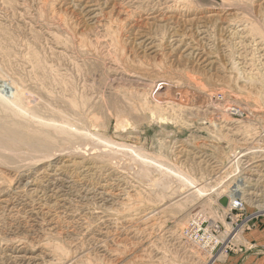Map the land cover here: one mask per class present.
I'll return each mask as SVG.
<instances>
[{"label":"rangeland","instance_id":"obj_1","mask_svg":"<svg viewBox=\"0 0 264 264\" xmlns=\"http://www.w3.org/2000/svg\"><path fill=\"white\" fill-rule=\"evenodd\" d=\"M221 1L0 0L5 95L207 185L182 208L178 180L157 200L162 176L129 155L16 119L0 130V264H264V0Z\"/></svg>","mask_w":264,"mask_h":264},{"label":"bare ground","instance_id":"obj_2","mask_svg":"<svg viewBox=\"0 0 264 264\" xmlns=\"http://www.w3.org/2000/svg\"><path fill=\"white\" fill-rule=\"evenodd\" d=\"M224 3L226 0H222ZM221 1V2H222ZM221 18V17H220ZM197 57V56H196ZM199 58V57H198ZM2 83V82H1ZM5 83V82H4ZM7 84V82H6ZM6 84H3L6 86L7 89H9L11 91L10 95L7 96L4 94V90H0V130H5V126L9 125V124H14V123H17V124H20L21 127L23 128L24 132L27 131V132H31L30 134H39V135H42L43 137L45 138H52L53 136H59L61 137L64 141L66 142H77V141H81V140H85V139H91V140H94V142L98 143L99 145H95V146H99L100 149L102 148L103 149V153L102 155L105 156V157H108L109 160L113 161V163L116 165V160L117 158L119 160L120 159V156H127L129 155L130 158L132 160H135L137 163L139 164H136V165H139V168L138 170H135L138 172V174H141L143 177H145L147 180H150L148 179L149 177L152 176V174H155V173H158L160 174L162 177L157 180V183L156 185L158 186V188L161 190V192L159 193L158 195V198L157 200H163L164 197L166 196V192L168 190H170L173 185V183L175 182L174 180H178L181 184V186L185 187L186 189H188V191L185 193V194H181V196L178 198L179 200L181 199H188V198H191V199H194L196 197H198V195H204L205 191H206V187L207 185H200L193 177L189 176V173L186 174L184 173L185 171L181 172L180 170L174 168V167H171L169 164V166H167V164L165 165L164 162H160L158 160H155V159H151L150 157L146 156V155H143L144 153H142L141 150L143 149H135L133 148L132 146V150H131V153L129 151H127L125 148L124 149H121V147H125L124 146V143L123 145H119L116 144L117 142H113L107 138H104L102 136H100L99 134L94 133L93 131L91 132H81L78 128L75 127V122L73 120H70L69 118H67L66 116H62V119L60 121H55V120H51V119H44V118H41V117H38L36 116L33 112H32V108H30L28 106V104L26 102H23L19 99V94H17V89L15 87H9L7 86ZM12 84V83H11ZM161 84V82H160ZM2 85V86H3ZM6 89V90H7ZM15 89V90H14ZM219 98V97H218ZM126 99V98H125ZM148 101V100H147ZM146 102V101H145ZM71 106L72 107H76V104L74 103V101H72L71 103ZM144 104H147V103H144ZM218 104V103H217ZM158 105V104H157ZM160 105V104H159ZM164 105V104H163ZM161 105V106H163ZM148 106V105H147ZM146 106V107H147ZM156 106V105H155ZM151 108V107H150ZM157 108V107H156ZM164 108V107H163ZM162 108V109H163ZM166 108V106H165ZM78 110H80L78 107H77ZM76 109V110H77ZM132 110H134L133 108H131ZM137 109V108H136ZM148 109V108H147ZM161 109V108H160ZM159 110V109H158ZM150 111V109H149ZM153 111L155 110H152L151 112L153 113ZM161 111V110H160ZM123 112V111H122ZM160 113V112H159ZM163 113H164V110H163ZM116 114V113H115ZM155 113H153L154 115ZM157 114V113H156ZM161 114V113H160ZM159 114V115H160ZM118 115V114H117ZM162 115V114H161ZM123 117V115H121ZM121 116H120V120H124V121H127L125 119H121ZM162 116H160L159 118H161ZM16 119H17V122H16ZM119 119V118H118ZM164 119H165V116H164ZM129 120V119H128ZM124 121H121V126H124ZM120 123V121H118ZM117 122V123H118ZM128 122V121H127ZM131 123V122H129ZM123 124V125H122ZM128 124V123H126ZM129 125V124H128ZM14 126V125H13ZM127 126V125H126ZM125 127V126H124ZM123 127V128H124ZM18 128V126H17ZM126 128V127H125ZM124 128V129H125ZM88 129V128H87ZM122 129V128H120ZM8 131V130H7ZM14 131V130H12ZM90 131V130H89ZM1 132V131H0ZM18 132H21V131H18ZM16 133V132H14ZM22 133V132H21ZM4 135V134H3ZM1 137V135H0ZM96 139H95V138ZM94 138V139H93ZM4 139H8V140H12L13 138L12 137H5ZM47 140V139H46ZM53 140V139H52ZM90 140V141H91ZM97 140V141H96ZM54 141V140H53ZM49 142V141H48ZM93 142V141H92ZM90 142V143H92ZM93 142V143H94ZM90 143H88L90 145ZM92 143V144H93ZM28 144V143H27ZM82 144V147H83V143ZM85 144H86V141H85ZM86 144V145H88ZM128 145V144H127ZM43 146V145H42ZM81 146V145H80ZM93 146V148L95 147ZM81 147V148H82ZM89 147V151H90V146ZM131 148L129 145L127 146V148ZM83 148H87V147H83ZM92 149V148H91ZM95 149L97 148H94L93 150L95 151ZM129 150V149H128ZM86 151H88V149H86ZM92 151V150H91ZM96 151H99L98 149ZM93 152V151H92ZM92 152L90 154H92ZM145 152V151H144ZM88 153V152H87ZM97 153V152H96ZM52 154V153H51ZM55 153H53L54 155ZM57 154V153H56ZM244 155V154H243ZM56 156V155H55ZM239 155H237L235 158H237ZM49 157V156H48ZM50 157L52 158V156L50 155ZM58 157V156H57ZM263 157V156H262ZM44 158V157H43ZM47 158V157H45ZM86 158V157H85ZM122 158V157H121ZM124 158V157H123ZM261 159V158H260ZM259 159V160H260ZM39 160V159H38ZM42 160V159H41ZM107 160V159H106ZM124 160H126L124 158ZM165 160V159H163ZM233 160V159H232ZM264 160V158L262 159ZM166 161V160H165ZM44 162V161H43ZM55 162V161H53ZM127 162V161H125ZM207 162V161H206ZM237 162V161H236ZM264 162V161H262ZM112 163V164H113ZM122 163V162H121ZM202 163V162H201ZM52 164V163H51ZM64 164V163H63ZM255 164V163H254ZM49 165V164H48ZM47 165V166H48ZM57 165V164H56ZM61 165V163H60ZM59 165V166H60ZM119 165V164H118ZM123 165V163H122ZM125 165H127L125 163ZM46 166V165H45ZM54 166V165H53ZM87 166V165H86ZM122 167V166H121ZM124 167V166H123ZM122 167V168H123ZM130 168V166H128ZM53 168V167H52ZM128 168V169H129ZM132 168V167H131ZM63 169V168H62ZM84 169V168H82ZM80 169V170H82ZM87 169V168H86ZM110 169V168H109ZM47 170V169H46ZM86 171V170H85ZM124 171V170H123ZM31 172V171H30ZM34 172V171H33ZM41 172V171H40ZM39 172V173H40ZM55 172V171H54ZM80 172V171H79ZM93 172V171H92ZM125 172V171H124ZM121 173V172H120ZM136 173V172H135ZM43 174V173H42ZM58 175V174H57ZM85 175V173H84ZM87 175V174H86ZM118 176V175H117ZM39 177V176H38ZM92 177V176H91ZM57 178V177H56ZM90 178V177H88ZM36 179V178H35ZM34 179V180H35ZM81 179V178H80ZM33 180V179H32ZM64 180V179H63ZM245 180V179H244ZM38 181V180H37ZM70 181V180H69ZM72 181V180H71ZM80 181V180H79ZM152 181V180H151ZM149 181V182H151ZM53 182V181H51ZM55 182V181H54ZM116 182V181H115ZM200 182V181H199ZM49 183V181H48ZM103 183V182H102ZM209 183V182H208ZM34 184V183H33ZM108 184V183H107ZM114 184V183H113ZM154 184V182H153ZM61 185V183H60ZM67 185V184H66ZM69 185V184H68ZM67 185V186H68ZM87 186V185H86ZM102 186V185H101ZM155 186V185H154ZM154 186H150L151 187H154ZM41 187V186H40ZM59 187V186H57ZM96 187V186H95ZM104 187V186H103ZM61 188V187H60ZM98 188V187H97ZM45 189V188H44ZM38 190V189H36ZM112 190V189H111ZM157 190V189H156ZM176 190H177V187H176ZM180 190V189H179ZM249 190V189H248ZM100 191V190H99ZM98 191V192H99ZM155 191V190H154ZM182 192V190H180ZM184 191V190H183ZM251 191V190H250ZM254 191V190H253ZM55 192V191H54ZM88 192V191H87ZM178 192V190H177ZM57 193V192H56ZM100 193V192H99ZM157 193V192H156ZM180 193V192H179ZM241 193L240 191V188L239 186L237 187V189L234 190V195L236 196H239V194ZM255 193V192H254ZM101 194V193H100ZM153 194V193H152ZM169 194V193H168ZM52 195V194H51ZM99 195V194H98ZM110 195V194H109ZM183 195V196H182ZM103 196V195H102ZM222 196H227L228 199H229V193L227 192H224L222 191L218 197H222ZM258 196V195H257ZM232 197V196H231ZM53 198V197H52ZM171 198V197H170ZM181 198V199H180ZM264 198V197H263ZM176 199V200H178ZM185 199V200H186ZM219 199V198H218ZM233 199V198H232ZM51 200V199H50ZM174 200V199H173ZM174 200L176 203L177 201ZM184 200V201H185ZM264 200V199H263ZM182 200L181 202L178 201L177 205H181L182 204ZM188 203V202H186ZM164 204V203H163ZM185 204V202H184ZM190 204V203H189ZM239 204L237 203V201H234L232 202V207L233 208H236ZM178 206V207H179ZM228 206V205H227ZM43 207V206H42ZM182 208V206H180ZM154 211V210H153ZM155 212V211H154ZM58 248V247H57ZM60 250V248H59ZM61 254H63V250H61ZM11 255V254H10ZM14 255V254H13ZM16 256V255H14ZM13 256V257H14ZM31 257V256H30ZM13 259V258H12ZM11 259V260H12ZM13 262V261H12ZM11 262V264H12ZM21 262V260L19 261ZM10 263V262H9ZM28 263H30L28 261ZM17 264V263H16Z\"/></svg>","mask_w":264,"mask_h":264},{"label":"water","instance_id":"obj_3","mask_svg":"<svg viewBox=\"0 0 264 264\" xmlns=\"http://www.w3.org/2000/svg\"><path fill=\"white\" fill-rule=\"evenodd\" d=\"M228 202H229V199H228L227 196H222V197H219V199H218V203H219L222 207H227Z\"/></svg>","mask_w":264,"mask_h":264},{"label":"built area","instance_id":"obj_4","mask_svg":"<svg viewBox=\"0 0 264 264\" xmlns=\"http://www.w3.org/2000/svg\"><path fill=\"white\" fill-rule=\"evenodd\" d=\"M236 201H237V203L239 204V208L238 209H240V208H242V206H243V203H242V201L240 200L239 201V199H236ZM238 211V210H237ZM236 212V211H235Z\"/></svg>","mask_w":264,"mask_h":264}]
</instances>
